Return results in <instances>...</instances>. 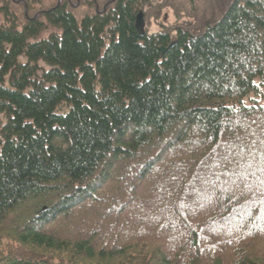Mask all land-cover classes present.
Returning a JSON list of instances; mask_svg holds the SVG:
<instances>
[{"label": "trees", "instance_id": "trees-1", "mask_svg": "<svg viewBox=\"0 0 264 264\" xmlns=\"http://www.w3.org/2000/svg\"><path fill=\"white\" fill-rule=\"evenodd\" d=\"M75 4L0 0V264H264V0Z\"/></svg>", "mask_w": 264, "mask_h": 264}, {"label": "rangeland", "instance_id": "rangeland-1", "mask_svg": "<svg viewBox=\"0 0 264 264\" xmlns=\"http://www.w3.org/2000/svg\"><path fill=\"white\" fill-rule=\"evenodd\" d=\"M78 1V6L75 4V6H77L76 7V10H78V11H83V14L84 13H87V12H84V11H88V12H96V10L97 9H99L100 8V5H98V4H100V3H102V2H106V1H108V0H77ZM93 1H95V2H99V3H97V5L95 4V6L94 5H90V2H93ZM58 2H60V0H58ZM80 2H83L84 4L82 5V6H80L79 4H80ZM149 3V2H148ZM59 4V3H58ZM152 4V5H151ZM155 4V2L154 1H152V2H150L148 5H146L142 10H141V12L143 13V15H144V12L146 11V10H149L150 9V7H152L153 5ZM107 5V4H106ZM106 5H104V7H103V9H106ZM91 6V7H90ZM164 13H167V14H169V16H170V21H172L173 19V17H172V14H171V11L170 10H168V9H165L164 11H163V14ZM82 14V15H83ZM163 16V15H162ZM159 21V20H158ZM49 28H52L51 26H49ZM146 29H147V31L149 32V33H151V32H155V31H157L158 29H159V26L157 25V23H154L153 21H152V19H150V22H149V24H146ZM49 30H51V29H49ZM23 57H20V59H22ZM258 80H256V83L258 84ZM252 102H254V103H257V104H260V105H264V88L263 89H261V93L259 94V95H255V94H253V93H251L249 96H247L245 99H244V104H249V103H252ZM249 169H251V167L249 166L248 167V169L247 170H249ZM79 221V220H78ZM78 221H75V223L77 224L78 223ZM86 222V221H85ZM86 225H91L90 223H86ZM64 230V229H63ZM76 234H83V232L81 231V230H79V231H77L76 233H73V234H67V233H64L63 231L61 232V236H71V235H76ZM4 252V247H3V244H1L0 245V255H2V252ZM2 256H4V255H2Z\"/></svg>", "mask_w": 264, "mask_h": 264}, {"label": "water", "instance_id": "water-1", "mask_svg": "<svg viewBox=\"0 0 264 264\" xmlns=\"http://www.w3.org/2000/svg\"><path fill=\"white\" fill-rule=\"evenodd\" d=\"M142 26H143L142 13L139 12L138 15H137V17H136V22H135V28L137 29V31H138L139 33H142ZM171 46H172V44H170L169 47H171ZM166 49H167V48H163V47H161V48H160V51H161V52H165Z\"/></svg>", "mask_w": 264, "mask_h": 264}, {"label": "bare ground", "instance_id": "bare-ground-1", "mask_svg": "<svg viewBox=\"0 0 264 264\" xmlns=\"http://www.w3.org/2000/svg\"><path fill=\"white\" fill-rule=\"evenodd\" d=\"M56 199H57V198H54V200H56ZM54 200H53V201H54Z\"/></svg>", "mask_w": 264, "mask_h": 264}]
</instances>
